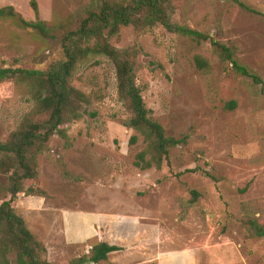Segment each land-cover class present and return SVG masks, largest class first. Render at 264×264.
<instances>
[{"label": "rangeland", "instance_id": "rangeland-1", "mask_svg": "<svg viewBox=\"0 0 264 264\" xmlns=\"http://www.w3.org/2000/svg\"><path fill=\"white\" fill-rule=\"evenodd\" d=\"M30 1L0 0V8L42 22L48 34L0 19V68L45 71L63 61L62 36L102 0H35L36 12ZM169 5L175 23L231 48L263 83L234 73L210 41L159 24L142 32L121 27L111 44L140 49L136 84L151 119L167 136L188 141L170 149L161 168L137 169L145 144H130L135 132L124 125L130 113L118 100L113 65L101 56L79 63L69 85L86 96L80 107L87 113L35 146L37 175L22 181L11 204L48 262L68 264L106 242L121 250L98 264H158L170 254L182 256L176 264L193 257L196 264H264V0ZM197 56L207 70L196 67ZM35 90L20 75L0 82V144L44 118ZM231 101L235 109H225ZM7 159L0 152V165ZM9 185L0 169V204L11 198ZM8 258L15 264L14 253Z\"/></svg>", "mask_w": 264, "mask_h": 264}, {"label": "trees", "instance_id": "trees-1", "mask_svg": "<svg viewBox=\"0 0 264 264\" xmlns=\"http://www.w3.org/2000/svg\"><path fill=\"white\" fill-rule=\"evenodd\" d=\"M238 4L252 14L261 15L242 3ZM30 6L37 11L35 0L30 1ZM170 10L169 0H132L128 3L102 0L97 9L86 13L76 30L62 36L63 61L45 71L0 68V82L20 75L36 88L34 101L39 112L44 115L36 123H26L23 129L11 135L7 143L0 144V152L9 156L4 166L0 165V169L8 174V190L11 194L9 200H3L0 204V264H12L8 258L12 253L15 254V264H53L42 258L44 247L34 238L11 204L12 199L22 190V181L34 179L37 175L35 146L59 134L58 128L62 123L79 120L87 113L80 107L81 103H88L86 96L69 85L73 72L83 60L90 56H101L107 58L114 67L118 100L130 113L124 125L135 132L130 144H136L139 138L145 144L144 149L135 156L133 164L137 169L144 171L153 167L161 168L164 162L169 163L170 149L187 143L188 135L180 138L167 136L163 127L151 119L136 84L140 49L117 48L111 44V39L119 33L121 27L132 26L142 32L159 24L169 33L188 37L197 43L210 41L214 52L223 62L231 64L234 73L251 79L256 85H262L261 78L241 65L231 48L203 33L175 23L171 19ZM0 19L10 20L21 29L48 34L42 22H27L12 6L0 8ZM194 60L199 70L208 69L205 59L197 56ZM235 107L236 103L231 101L224 108L234 110ZM89 115L96 116L94 112ZM192 194V200L195 201L198 194L196 191ZM120 250L119 246L99 242L91 246L88 255L73 259L68 264H98L107 260L109 254Z\"/></svg>", "mask_w": 264, "mask_h": 264}, {"label": "crops", "instance_id": "crops-1", "mask_svg": "<svg viewBox=\"0 0 264 264\" xmlns=\"http://www.w3.org/2000/svg\"><path fill=\"white\" fill-rule=\"evenodd\" d=\"M178 261H182V256H177L175 254L166 255V257H163V260H159L158 264H176ZM182 264V263H180ZM196 264V259L193 257L192 263Z\"/></svg>", "mask_w": 264, "mask_h": 264}]
</instances>
